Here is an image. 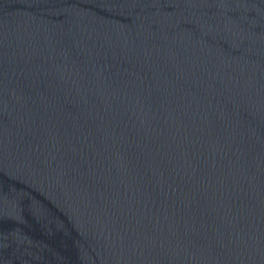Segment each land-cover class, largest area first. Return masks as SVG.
I'll use <instances>...</instances> for the list:
<instances>
[{"label": "water", "instance_id": "water-1", "mask_svg": "<svg viewBox=\"0 0 264 264\" xmlns=\"http://www.w3.org/2000/svg\"><path fill=\"white\" fill-rule=\"evenodd\" d=\"M0 264H264V0H0Z\"/></svg>", "mask_w": 264, "mask_h": 264}]
</instances>
